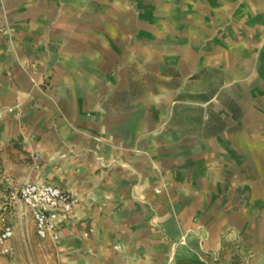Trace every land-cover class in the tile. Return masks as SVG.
<instances>
[{
  "label": "crops",
  "instance_id": "1",
  "mask_svg": "<svg viewBox=\"0 0 264 264\" xmlns=\"http://www.w3.org/2000/svg\"><path fill=\"white\" fill-rule=\"evenodd\" d=\"M86 6L0 0V203L5 186L27 181L77 192L59 242L46 241L63 264H195V250L219 251L226 237L264 264V0H210V76L226 100L210 95L222 125L189 147L146 123L128 84L104 77L118 61L87 28ZM34 153L39 171L27 165Z\"/></svg>",
  "mask_w": 264,
  "mask_h": 264
},
{
  "label": "rangeland",
  "instance_id": "2",
  "mask_svg": "<svg viewBox=\"0 0 264 264\" xmlns=\"http://www.w3.org/2000/svg\"><path fill=\"white\" fill-rule=\"evenodd\" d=\"M81 1L87 4V28L102 33L101 40L92 41L102 46L103 51H112L113 63L118 61V67L113 66L114 70L104 73V77L128 84L136 98V110L145 107L144 117L151 128L173 130L180 135L183 145L189 147L194 139L204 141L210 130L221 127L222 120L216 112L221 106L210 107V95L217 94L220 101L226 100L213 87L216 78L210 76V0ZM92 41L87 40L88 49ZM126 51L135 52L132 60L126 61ZM162 72L168 78H159ZM177 73L180 77H176ZM178 85L181 86L176 89ZM148 90L151 92L146 93ZM110 98L114 104L125 107V94L117 92ZM166 138V141L175 139ZM184 155L189 157L191 152L187 149ZM27 165L32 171L41 170L40 154H30ZM187 166L183 170L196 172L191 162ZM189 234L192 230L184 232L183 242ZM83 235L88 237L89 232ZM233 240L228 245L226 237V244L219 251L195 250L198 259L195 264H251L247 258L238 256L239 240ZM2 264H63V261L53 245L36 235L34 223L28 218L18 221L14 253L4 258Z\"/></svg>",
  "mask_w": 264,
  "mask_h": 264
},
{
  "label": "built area",
  "instance_id": "3",
  "mask_svg": "<svg viewBox=\"0 0 264 264\" xmlns=\"http://www.w3.org/2000/svg\"><path fill=\"white\" fill-rule=\"evenodd\" d=\"M5 109L14 112L11 106ZM79 202L77 192L53 182L27 181L18 189H12L11 184L5 186L0 203V264L14 253L18 221L31 219L36 235L56 245L60 240L61 220L71 218Z\"/></svg>",
  "mask_w": 264,
  "mask_h": 264
}]
</instances>
